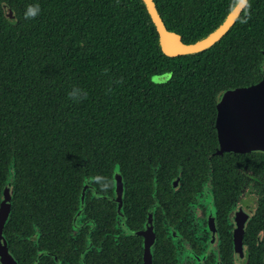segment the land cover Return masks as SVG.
<instances>
[{"label":"trees","instance_id":"obj_1","mask_svg":"<svg viewBox=\"0 0 264 264\" xmlns=\"http://www.w3.org/2000/svg\"><path fill=\"white\" fill-rule=\"evenodd\" d=\"M154 1L167 28L194 43L239 0ZM29 5L39 11L26 18ZM263 78L264 0H249L212 47L176 57L162 51L143 0H0V200L13 181L4 232L14 254L36 255L35 222L45 248L55 232L57 248L75 252L86 173L109 190L119 168L138 200L151 165L160 175L206 164L216 99Z\"/></svg>","mask_w":264,"mask_h":264},{"label":"flooded vegetation","instance_id":"obj_2","mask_svg":"<svg viewBox=\"0 0 264 264\" xmlns=\"http://www.w3.org/2000/svg\"><path fill=\"white\" fill-rule=\"evenodd\" d=\"M219 149L218 140L206 164L196 162L188 172L179 166L157 175L151 165L138 200L129 197L123 177L120 198L115 184L104 190L86 173L84 200L73 218L74 253L57 248L51 228L45 248L38 222L30 236L36 255H16L8 241L9 249L18 264H40L45 257V264H144L145 240L154 235L153 264H264V151ZM27 258L31 263L23 262Z\"/></svg>","mask_w":264,"mask_h":264},{"label":"water","instance_id":"obj_3","mask_svg":"<svg viewBox=\"0 0 264 264\" xmlns=\"http://www.w3.org/2000/svg\"><path fill=\"white\" fill-rule=\"evenodd\" d=\"M143 1L159 33L162 51L168 56L176 57L198 53L212 47L235 24L249 0H239L216 29L194 43H185L180 34L167 28L154 0ZM216 107V129L220 144L218 154L225 151L241 153L264 151V78L256 84L220 94L216 99ZM114 179L118 196L122 198L124 184L119 168L115 169ZM14 193V183L9 180L4 186L0 202V264H18L9 249L4 232V226L11 216ZM83 195L81 194L80 198L81 204L84 200ZM144 234L149 235L147 232ZM154 240V235L151 238L148 236L145 240L144 264H153Z\"/></svg>","mask_w":264,"mask_h":264},{"label":"clouds","instance_id":"obj_4","mask_svg":"<svg viewBox=\"0 0 264 264\" xmlns=\"http://www.w3.org/2000/svg\"><path fill=\"white\" fill-rule=\"evenodd\" d=\"M38 11H39L38 7H34V6L29 5V7L25 13V16H26V18L34 17L37 15ZM78 93H79L78 89H73L69 93V96L75 98V97H77Z\"/></svg>","mask_w":264,"mask_h":264},{"label":"rangeland","instance_id":"obj_5","mask_svg":"<svg viewBox=\"0 0 264 264\" xmlns=\"http://www.w3.org/2000/svg\"><path fill=\"white\" fill-rule=\"evenodd\" d=\"M169 77L170 74H164V75L155 76L153 80L156 82H165L169 79Z\"/></svg>","mask_w":264,"mask_h":264}]
</instances>
